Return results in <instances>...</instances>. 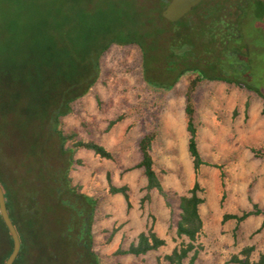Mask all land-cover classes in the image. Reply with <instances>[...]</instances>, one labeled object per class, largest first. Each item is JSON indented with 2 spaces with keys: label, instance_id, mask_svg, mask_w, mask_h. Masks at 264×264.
<instances>
[{
  "label": "trees",
  "instance_id": "1",
  "mask_svg": "<svg viewBox=\"0 0 264 264\" xmlns=\"http://www.w3.org/2000/svg\"><path fill=\"white\" fill-rule=\"evenodd\" d=\"M165 2L157 0L149 8L147 3L140 0H108L97 7L87 0H0V127L5 125L7 133L18 130L29 135V141L24 145L19 140L14 142L16 154L6 155L7 151L0 148V188L7 215L20 243L18 255L12 264H62V258L69 264H106L118 257L143 256L164 244L149 225L126 249L117 247L110 255L101 258L92 251L85 217L74 234L76 237L79 233L83 235L84 245L77 248L68 234L71 219L76 214L67 202L61 200L60 190L70 191L75 198H79L83 202L84 212L88 214L95 203L94 198L78 194L77 187L70 185V169L80 163L74 159V155L79 151H88L105 160L111 159V155L94 142L80 140L74 132L64 133L59 127V119L67 115L71 103L86 94L98 80L100 57L111 45L137 48L141 77L148 88L167 92L180 77H188L183 118L185 147L193 174L190 189L186 194L175 197L174 193L162 188L150 155L155 139L153 127L136 143L139 162L135 168L141 170L145 179V200L148 199V192L154 190L169 213H172V199L176 198L178 202L173 227L175 236L181 242L162 257L163 261L166 264H184L187 258L186 264L194 263L199 247L197 238L202 229L198 213V206L202 203L198 171L201 166L218 167L204 163L200 157L193 94L203 81H221L246 90L263 102L264 95L253 85L236 77L248 76L247 72L242 75L244 71L238 63L226 65L231 71L230 78H225L221 69L216 75L206 74L207 65L204 60V64L201 63L202 58H220L224 55L223 33L219 28L223 24L219 18L196 13V8L171 24L160 15ZM185 33H188V38L184 36ZM156 59L158 66L165 65L160 72L171 78L164 86L157 78L146 75L147 60ZM194 60L202 65L196 66ZM162 83L167 82L163 80ZM121 118L119 116L109 121L107 128ZM10 145L13 146L12 143ZM51 148L61 162L57 170L59 174L54 180L46 181L48 170L45 161ZM251 152L255 157H264V152L258 149L251 148ZM220 177L222 203L224 183L221 174ZM106 180L107 193L121 195L128 210L126 188L111 186L108 175ZM249 205L248 211L238 215L224 214L221 222L233 221L236 230L246 219L261 216L260 226L255 231L258 232L264 227V211L250 200ZM49 212H55V222ZM57 223L60 226L56 228ZM0 228L3 233V238H0V264H4L11 250V241L1 219ZM57 231L65 239L56 238ZM47 240L50 242H45ZM57 243H64L65 253ZM25 250H28L27 256ZM252 250L250 246L241 248L230 256L227 263L264 264V250L256 260L251 261ZM25 257L29 258V262L24 260Z\"/></svg>",
  "mask_w": 264,
  "mask_h": 264
},
{
  "label": "rangeland",
  "instance_id": "2",
  "mask_svg": "<svg viewBox=\"0 0 264 264\" xmlns=\"http://www.w3.org/2000/svg\"><path fill=\"white\" fill-rule=\"evenodd\" d=\"M87 1L97 7L108 0ZM140 1L147 3L149 8L157 3V0ZM219 1L210 11L216 12L220 8ZM238 4L234 7L235 17L231 19L229 14L227 21L236 22L230 31L237 38L222 45L224 55L220 58L205 56L201 63L205 61L207 75H216L221 69L225 78L231 76L226 65L238 63L244 71L242 75L248 73V76L236 77L264 95V0H239ZM185 35L188 38V33ZM158 62L157 59L147 60L146 75L157 78L164 86L171 78L160 72L165 65L158 66ZM193 63L196 66L201 64L198 60ZM140 71L141 61L136 47L109 46L99 60L98 80L86 94L72 102L70 112L59 119V127L64 133L74 132L80 140L94 142L111 155L109 160L99 159L88 151L74 155L80 163L70 169V185L77 187L78 194L95 199L90 214L84 212L79 198L70 191L60 190L61 200L67 202L76 214L71 219L68 233L76 247L84 245L83 235H74L84 217L89 225L92 251L101 258L110 255L117 247L126 249L149 225L164 241L156 251L136 258L118 257L106 264H166L162 257L181 242L173 227L177 215L176 198L171 201L172 213L154 190L148 192L147 200L144 198L145 179L141 170L135 168L139 162L136 143L144 133L152 127L155 130L150 155L162 188L177 197L186 194L193 182L183 118L188 77L183 75L169 91L162 92L148 88ZM163 80L167 83L163 84ZM193 102L200 157L204 163L218 167L201 166L198 171L197 180L202 188L198 213L202 229L197 238L199 247L193 264H228L230 256L245 246L253 247L250 260L254 261L264 250V227L255 232L260 226L261 216L246 219L236 230L233 221L222 223L221 219L224 214L238 215L248 211L249 200L264 211V157H255L251 152V148L264 152V102L246 90L221 81L201 82L193 94ZM119 116L121 120L107 128L108 122ZM5 127L3 124L0 127V148L7 151L6 155L16 154L14 142L19 140L24 145L29 141V135L18 130L7 133ZM47 157L46 181H49L54 180L59 172L61 158L52 148L47 151ZM220 174L224 183L222 203ZM106 175L111 186L126 188L128 210L121 195L107 193ZM54 213H48L53 222ZM59 226L55 224L56 228ZM55 236L65 239L60 231ZM0 238H3L1 228ZM57 245L63 247L62 253L66 252L64 243ZM27 255L28 250H25ZM28 259L24 258L29 262ZM187 261L186 258L184 264ZM60 262L69 264L64 258Z\"/></svg>",
  "mask_w": 264,
  "mask_h": 264
},
{
  "label": "water",
  "instance_id": "3",
  "mask_svg": "<svg viewBox=\"0 0 264 264\" xmlns=\"http://www.w3.org/2000/svg\"><path fill=\"white\" fill-rule=\"evenodd\" d=\"M202 0H168L164 8L161 10V17L168 23H174L179 21L187 13H189L196 5ZM0 219L6 228L8 236L11 241V250L7 256L4 264H12L18 255L20 243L17 233L11 224V221L7 215L5 209V203L3 193L0 188Z\"/></svg>",
  "mask_w": 264,
  "mask_h": 264
},
{
  "label": "flooded vegetation",
  "instance_id": "4",
  "mask_svg": "<svg viewBox=\"0 0 264 264\" xmlns=\"http://www.w3.org/2000/svg\"><path fill=\"white\" fill-rule=\"evenodd\" d=\"M218 1L215 2V0H202L189 13H191L192 11H194V9L197 8L196 13H201V15H204V16L215 17V19L219 18V20L223 24L219 28L221 29V32L223 33L224 43L227 44L229 39H236L237 38V35L234 32L231 33V31H230V29L234 26V24L236 22L234 23V21L232 22V20H231V22H227V21H229V19H228L230 17L229 14H231V17H232L231 19H233V17H235V15H233L234 11H236V9H234V7L237 6V4L239 3V0H220L219 1L220 2V8L216 12L210 11V8L212 6H214L215 3L217 5ZM167 2H168V0L166 1V3ZM238 6H239V4H238ZM230 8H232V9H230Z\"/></svg>",
  "mask_w": 264,
  "mask_h": 264
}]
</instances>
